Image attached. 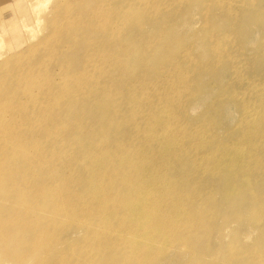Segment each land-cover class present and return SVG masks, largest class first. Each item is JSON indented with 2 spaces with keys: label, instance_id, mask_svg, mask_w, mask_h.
Returning a JSON list of instances; mask_svg holds the SVG:
<instances>
[{
  "label": "bare ground",
  "instance_id": "1",
  "mask_svg": "<svg viewBox=\"0 0 264 264\" xmlns=\"http://www.w3.org/2000/svg\"><path fill=\"white\" fill-rule=\"evenodd\" d=\"M216 3L231 10V2ZM162 7L154 0H99L86 14L102 19L99 28L108 33H115L114 22L118 31H132L123 39L126 50L119 52L117 64L124 68L132 58H141L142 63L130 68L138 72L131 84L124 82L125 74L118 86L103 84L100 88L93 78L104 69L90 58L92 73L83 77L81 72L55 98L58 104H65L77 93L79 104L86 103L88 115L81 123H70L76 127L70 135L64 134V125L47 127L46 138L40 140L30 136L33 127L25 123L31 119L29 106L34 95L25 86L30 82L36 87L35 77L7 73V97L0 101V206L16 209L20 218L13 222L0 207V252H9V239L3 235L5 228L11 229L8 235L30 251L32 261L23 258L11 264H164L171 247L192 257L193 238L209 236L208 221L217 212L213 200L231 205L246 187L251 189L250 171L264 170V147L254 143L264 140V82L255 85L234 74L237 82L245 83L246 95L221 90V95L231 97L241 109L232 127L224 128L227 121L220 117L223 108H215L216 92L205 97V104L213 105L211 115L207 110L190 115L194 104L190 103L189 72L167 58V49L181 36L171 28L160 43L150 46L146 32L156 26L155 16ZM111 44L110 39L108 46ZM106 56L113 54H101ZM20 94L26 99L17 97ZM6 106L12 107V114ZM15 159L24 162L21 183L10 166ZM185 166L189 172L183 174ZM216 175L219 180L214 192L207 182ZM203 200L210 206L194 209L200 216L195 220L188 205ZM259 209L252 207L247 214L257 219ZM239 210L233 215H241ZM43 213L50 217V225L41 223ZM202 226L205 229L193 237ZM62 228L72 232L58 233ZM76 229L81 230L78 236ZM40 239L47 242L44 247ZM53 245L61 248L56 251Z\"/></svg>",
  "mask_w": 264,
  "mask_h": 264
},
{
  "label": "rangeland",
  "instance_id": "2",
  "mask_svg": "<svg viewBox=\"0 0 264 264\" xmlns=\"http://www.w3.org/2000/svg\"><path fill=\"white\" fill-rule=\"evenodd\" d=\"M154 1L163 4V7L155 16L156 21L158 20L156 26L146 30L150 46L160 43L171 28L181 36V39L173 41L167 49V58L170 64L178 63L182 67L181 71L189 72L190 103L194 104L190 115L204 110L210 114L213 105L205 104V97L216 92L215 108L219 111L223 108L220 117L222 121L228 122L223 124L224 128L237 124L241 109L238 104L232 103L231 97L221 95L220 92L222 89H231L246 95L248 91L245 83L237 82L233 78L234 74L255 85L264 82V0H253L251 4L243 0ZM216 1L231 2V10L219 6ZM98 2L99 0H0V92L5 93L0 95V101L7 97V73L28 78L32 74L35 77L36 87H31L30 82L25 86L34 95L29 106L31 119L25 125L33 127L30 136L36 140L44 137V129L47 127L61 128L66 125L64 134L70 135L76 131V127L70 123H81L87 117L86 103L79 104L77 93L65 104H58L55 98L59 96L58 91L68 82L77 79L81 72L84 73L83 77L91 74L94 63L104 69L102 75L95 73L93 78L98 80L100 88L103 84L118 86L119 79L123 80L125 74L127 81H123L126 84L136 80L138 72L130 68L141 64V58H132L124 68L123 64H117L119 52L126 50L123 39L131 36L132 31H118L119 25L115 22L113 26L117 25V28L113 34L111 31L108 33V29L99 28L102 19L86 16ZM143 21H148V18L145 17ZM224 37H228V40ZM110 39L112 44L108 46ZM118 40L119 43H114ZM121 42H124L123 45ZM90 43H94L98 49H94ZM100 52L112 53L113 57L102 58L98 54ZM183 55H187L188 59ZM90 58L93 64L90 63ZM155 61L162 64L161 61ZM161 67L165 68L163 65ZM235 70L236 73H233ZM44 91L49 95L45 96ZM17 97L26 99L22 94ZM11 99L16 101L17 98ZM80 106L85 108L79 110ZM6 107L12 114V107ZM181 115H185L183 111ZM261 140L264 144L263 139H258L254 142L256 147H264L259 142ZM246 142L247 140L243 142L244 146L247 145ZM240 148H243L242 144ZM23 165L24 162L19 159H15L13 165H10L13 167L14 178L19 183L22 182L20 175ZM181 169L183 174L189 172L187 166ZM41 179L44 182L47 180L46 173H41ZM218 180L217 175L208 177L207 184L214 192L217 190L215 185ZM250 181L251 189L244 188L245 191L235 196L231 205L223 200H216L215 203L213 200V207L216 205L217 212L208 221L206 229H210L209 236L206 239L193 238L192 257L187 251L171 247L167 254L169 259L164 264H264V170L250 171ZM202 206L210 205L204 200L188 205L195 220L200 219V216L194 214V209H201ZM0 207L11 216L13 222L20 218L14 213L16 209L10 210L7 205ZM252 207L260 208L258 222L247 214ZM236 208H240L241 215H233ZM41 223L44 226L51 224L48 214H41ZM203 228L205 229L203 226L199 228L193 237L200 234ZM10 230L5 228L3 235L10 240L6 241V245L10 244V253L0 252V264L19 262L23 258L31 263L30 251L21 248L16 237L8 235ZM57 232L68 234L72 231L62 228ZM74 232L78 236L81 230L76 229ZM39 244L44 247L47 242L40 239ZM52 247L56 251L61 248L58 245Z\"/></svg>",
  "mask_w": 264,
  "mask_h": 264
}]
</instances>
